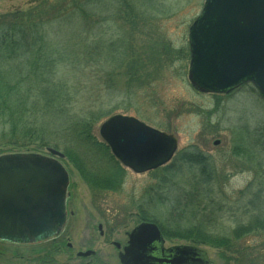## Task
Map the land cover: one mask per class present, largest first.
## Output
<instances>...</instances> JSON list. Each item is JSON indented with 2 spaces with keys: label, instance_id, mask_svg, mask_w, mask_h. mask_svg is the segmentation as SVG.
<instances>
[{
  "label": "rangeland",
  "instance_id": "374dc122",
  "mask_svg": "<svg viewBox=\"0 0 264 264\" xmlns=\"http://www.w3.org/2000/svg\"><path fill=\"white\" fill-rule=\"evenodd\" d=\"M35 2L36 0H0V15L13 11L26 12ZM203 2L204 0H139L138 3L151 4L149 16L143 17L144 24L147 25L141 29L150 28L149 34L152 35H135L136 39H132L134 43L127 41L128 48L124 51H131L128 54L134 59L140 56L141 63L143 59L145 63H149L146 60L148 51L156 60H163L162 55L168 52L171 62H161L153 67L144 64L138 76L130 80L123 75V69L127 66L125 64L130 63L124 58L112 77L109 89L106 88L108 79L104 73L105 64H100L102 73L95 71L100 67L88 69L83 83L89 88L98 85L96 106L97 111L104 114V118L95 125L93 134L99 142L98 127L103 121L116 114L132 116L176 139L175 163L181 165L178 162L180 156L193 150L210 160L209 167L213 168L214 174L200 176L196 174V168L192 172L187 165H183L180 172L173 175V182L168 183L172 180L170 176L161 179L151 173L138 175L123 169L121 187L107 196L105 204L111 213L119 215L120 220L117 221H125L130 229L138 222L135 207L143 204L150 196L152 202L147 210L149 216L146 217L148 220L154 218L159 224L166 226L167 232L172 233L165 246L187 244V241L174 237L175 227L176 224L184 226L187 221L184 216L179 217L181 212L185 215L193 211L191 207L197 208L187 196L193 195L195 191H203L204 187V192L211 195L200 197L202 204L198 206L200 214L195 220V224H198L196 226L208 224L210 235L230 241L231 246L237 250L198 245L206 251L212 264H264V231L257 230L238 239L234 238V231L238 227L252 223H259L260 227L264 225V178L259 173L264 171V98L250 84L225 95H205L191 88L187 80V33L190 24L200 13ZM113 3L115 5V1ZM107 7L111 9L109 4ZM101 20L103 21L96 31L104 40V46L119 36L118 28L121 27L122 20L105 13ZM72 26L57 27L56 35L60 42L70 43L69 38L77 36V27ZM68 27L72 29L69 30ZM126 27L129 28L127 25ZM87 28L86 26L85 30ZM134 34L133 30L132 35ZM116 45L121 47L124 44L119 40ZM90 70L93 72L88 73ZM60 76H65L67 81L71 79L67 71ZM145 81L152 82L142 86L140 82ZM73 106L74 110L79 107L78 104ZM48 118L53 131L52 139L62 145L53 144L47 148H55L63 153L64 146L74 147L84 158L90 171L117 178V164L108 152L82 140L76 129L65 127L56 115L50 114ZM236 150L242 153H237ZM9 152H17V149L8 146L0 148L2 154ZM38 153H45V149ZM62 162L70 173L76 200L87 196L88 189L75 166L67 158ZM202 180H206L205 183L209 186L196 183ZM193 188L195 191L191 192L190 189ZM183 195L187 200H182ZM7 248L6 259H3L2 254L0 264H23L20 255L27 258L33 252L31 247ZM101 248L110 250L111 247L105 245ZM241 248L244 250L241 251Z\"/></svg>",
  "mask_w": 264,
  "mask_h": 264
},
{
  "label": "trees",
  "instance_id": "16d2710c",
  "mask_svg": "<svg viewBox=\"0 0 264 264\" xmlns=\"http://www.w3.org/2000/svg\"><path fill=\"white\" fill-rule=\"evenodd\" d=\"M138 2L139 0H36L26 12L13 11L0 15V148L8 146L17 149V152L38 153L49 145L61 144L52 139L51 135L53 131L48 117L54 114L63 121L65 127L76 129L82 140L108 152L106 145L99 142L93 134L95 125L104 118V114L97 111L98 85L89 88L83 83L84 77L88 75L86 71L92 67H100L95 69L99 72L100 64H105L104 73L108 79L106 88L109 89L112 77L124 58L130 63L125 64L127 66L123 69V75L130 80L138 76L144 64L153 67L161 62H171L168 52L162 55L163 60H156L148 51L146 60L149 63H145V59L141 63L140 56L134 59L128 54L131 51H124L128 48L127 41L134 43L132 39H136L135 35H152L149 34L150 28L141 29L147 25L144 24L143 17L149 16L151 4ZM108 4L111 9H108ZM103 13L112 18L117 16L122 20L121 27L124 26L118 28L120 39L117 37L104 46V40L96 31L103 21ZM71 24L77 27V36L69 38L70 43L60 42L56 35L57 27L72 26ZM133 30L136 33L134 35ZM119 40L124 44L121 47L116 45ZM66 71L71 76L70 81L65 76H60ZM90 72L93 71H88ZM87 82L90 84V81ZM150 82L152 81L140 84L144 86ZM78 95L81 96L78 98ZM74 104L79 105L76 110L73 109ZM236 152L242 153L240 150ZM63 153L90 188L94 185L103 190H117L121 187L124 174L117 163V182L114 188H109L105 179L103 181L102 178H97L100 176L98 173L88 170L84 158L74 147L64 146ZM110 157L114 160L111 155ZM178 162L181 165L173 159L171 163L151 174L158 175L161 179L172 177L168 183L173 182V175L179 173L183 165H187L192 172L196 168V174L200 176L214 174L213 168L209 167L210 160L196 151L184 153ZM259 173L264 178V171ZM205 182L207 181L202 180L196 183L207 185ZM190 190L195 191L194 188ZM204 190L206 188L203 187ZM185 195L183 199L187 200ZM187 197L194 200V195ZM191 209L193 211L190 213L184 215L181 212L179 215L181 218L184 216L187 221L184 226L176 224L174 237L194 245L204 244L216 249L235 250L230 241L210 235L208 224L196 226L198 213L193 207ZM155 222L159 225L158 221ZM160 225L163 237L170 239L172 236L169 235L172 233L165 230L166 226ZM257 230L264 231V225L260 227L259 223H252L238 227L234 231V238L238 239Z\"/></svg>",
  "mask_w": 264,
  "mask_h": 264
},
{
  "label": "water",
  "instance_id": "95a60500",
  "mask_svg": "<svg viewBox=\"0 0 264 264\" xmlns=\"http://www.w3.org/2000/svg\"><path fill=\"white\" fill-rule=\"evenodd\" d=\"M187 39V80L195 91L227 94L251 83L264 96V0H204ZM98 133L112 155L136 174L164 166L177 148L171 135L130 116L109 117ZM61 158L52 148L45 154L0 155L1 241L33 244L62 230L69 175ZM162 241L155 224H139L129 234L120 263L148 264L135 256ZM205 257L194 247L178 246L166 264H204Z\"/></svg>",
  "mask_w": 264,
  "mask_h": 264
},
{
  "label": "flooded vegetation",
  "instance_id": "af4514ba",
  "mask_svg": "<svg viewBox=\"0 0 264 264\" xmlns=\"http://www.w3.org/2000/svg\"><path fill=\"white\" fill-rule=\"evenodd\" d=\"M97 178H102L103 181L105 179V183L109 188H114L117 182V178L102 176ZM80 179L88 189L87 196H82L76 200L72 191L71 180L69 181L70 193L66 200L65 222L62 230L57 235L33 244H11L0 240V257L3 254V259H6L7 247L14 246L16 248L31 247L33 249L32 254L27 256V258H23V255H20L23 264H121L120 255L124 254V250L129 244L130 232L140 223L150 222L146 216L149 214L147 210L151 206L152 198L149 196V198L144 200L143 204L135 207L138 222L129 229L125 221H117L120 220L119 215L111 213L105 204L107 196L113 194L116 189L103 190L96 185L90 188L85 180L81 177ZM207 194L211 195L209 192L204 191H195L193 193L194 200L190 201V203L197 205V213L199 212L198 206L202 204L200 197ZM155 224L160 230L161 225ZM77 235L78 238H76ZM162 240L161 244L154 243L150 245L143 255H137L134 259L143 260V262L146 260L147 263L149 262L148 264H151L153 260H158L155 261V264H166V261L174 254L175 248L184 246V244L165 246L168 239ZM187 244L197 248L196 245L190 242ZM105 245L111 247L110 250H102L101 246ZM111 249L112 253H110ZM205 255L204 262L206 263L204 264H212L207 254ZM4 262L6 261L4 260Z\"/></svg>",
  "mask_w": 264,
  "mask_h": 264
}]
</instances>
